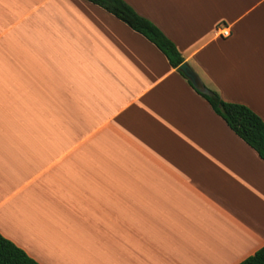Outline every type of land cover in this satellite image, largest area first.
I'll return each instance as SVG.
<instances>
[{
	"label": "crops",
	"instance_id": "1",
	"mask_svg": "<svg viewBox=\"0 0 264 264\" xmlns=\"http://www.w3.org/2000/svg\"><path fill=\"white\" fill-rule=\"evenodd\" d=\"M124 1L264 121V0ZM0 234L39 264H238L264 160L104 8L0 0Z\"/></svg>",
	"mask_w": 264,
	"mask_h": 264
},
{
	"label": "trees",
	"instance_id": "2",
	"mask_svg": "<svg viewBox=\"0 0 264 264\" xmlns=\"http://www.w3.org/2000/svg\"><path fill=\"white\" fill-rule=\"evenodd\" d=\"M88 1L104 8L126 23L131 29L146 37L162 51L169 64L185 77L178 70V66L184 62V58L175 44L153 22L139 15L124 0ZM188 82L198 94L206 99L214 112L225 121L228 127L264 160V121L262 118L244 104L224 101L215 90L210 88H208L209 93H203L195 88L189 80ZM0 264L39 263L0 234ZM238 264H264V246Z\"/></svg>",
	"mask_w": 264,
	"mask_h": 264
},
{
	"label": "water",
	"instance_id": "3",
	"mask_svg": "<svg viewBox=\"0 0 264 264\" xmlns=\"http://www.w3.org/2000/svg\"><path fill=\"white\" fill-rule=\"evenodd\" d=\"M178 70L191 82V84L203 93H209V89L203 84L196 71L187 63L182 62Z\"/></svg>",
	"mask_w": 264,
	"mask_h": 264
},
{
	"label": "built area",
	"instance_id": "4",
	"mask_svg": "<svg viewBox=\"0 0 264 264\" xmlns=\"http://www.w3.org/2000/svg\"><path fill=\"white\" fill-rule=\"evenodd\" d=\"M216 31L222 37H227L230 35V30L226 26H218Z\"/></svg>",
	"mask_w": 264,
	"mask_h": 264
}]
</instances>
